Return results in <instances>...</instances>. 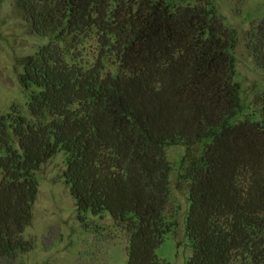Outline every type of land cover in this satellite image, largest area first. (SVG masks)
Listing matches in <instances>:
<instances>
[{"label": "trees", "instance_id": "16d2710c", "mask_svg": "<svg viewBox=\"0 0 264 264\" xmlns=\"http://www.w3.org/2000/svg\"><path fill=\"white\" fill-rule=\"evenodd\" d=\"M18 4L32 32L69 36V47L95 31L99 57L86 66L50 40L19 60L30 116L15 106L0 113V259L31 248L36 170L62 150L80 219L108 213L128 233L122 264H170L156 252L178 225L167 214L164 146L184 144L177 184L188 198V264H264V93L242 116L236 31L214 2ZM248 46L264 68V18Z\"/></svg>", "mask_w": 264, "mask_h": 264}, {"label": "rangeland", "instance_id": "374dc122", "mask_svg": "<svg viewBox=\"0 0 264 264\" xmlns=\"http://www.w3.org/2000/svg\"><path fill=\"white\" fill-rule=\"evenodd\" d=\"M199 0H184L196 3ZM224 22L236 31L235 79L241 85L243 114L259 109L257 96L264 93V68L260 67L248 46L252 23L264 18V0H212ZM50 40L70 48L69 56L90 65L99 57V42L95 31L85 33L74 47L69 36L56 37L55 32L38 33L30 30L18 0H0V113L13 106L30 116L29 90L20 80V58L33 54ZM106 69L116 71L118 63L111 58L104 62ZM202 143L191 148L197 150ZM164 151L171 163V192L167 214H176L178 225L165 236L156 252L170 264H188L191 248L185 231L187 193L177 182L182 158L187 152L184 144H166ZM66 153L59 150L49 156L36 170L38 192L33 203V217L24 230L32 246L0 264H122L126 261L128 233L113 217L104 213H86L79 217L75 199L66 183L63 170ZM1 176V173H0ZM171 212V213H170Z\"/></svg>", "mask_w": 264, "mask_h": 264}]
</instances>
